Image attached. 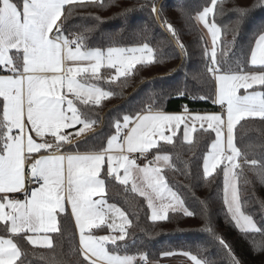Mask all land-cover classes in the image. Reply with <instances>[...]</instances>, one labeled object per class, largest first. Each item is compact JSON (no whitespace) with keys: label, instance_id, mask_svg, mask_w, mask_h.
Here are the masks:
<instances>
[{"label":"snow or ice","instance_id":"6c2138e0","mask_svg":"<svg viewBox=\"0 0 264 264\" xmlns=\"http://www.w3.org/2000/svg\"><path fill=\"white\" fill-rule=\"evenodd\" d=\"M221 2L209 0L192 17L206 30L201 34L205 68L214 83L213 103L222 109L219 114L193 115L186 106L182 114H168L153 101L146 110L123 115L122 123L117 119L106 147L66 153L64 146L71 143L73 134L64 130L80 126L75 137L91 130L97 123L91 110L114 95L99 81L116 83L123 77L126 82L138 65L147 67L161 60L147 42L102 50L89 47L83 34H66L71 14H65L66 6L90 4L104 10L109 6L105 0H0V232L4 233L0 234V264H29L28 253L18 239L33 248L50 250V256L40 257L47 264H69L65 255L77 257L76 264H152L143 252L130 255L127 246L121 249L118 242L126 240L132 221L125 210L107 199L108 180L114 179L125 191L131 184L130 191L147 202L152 221L167 220L169 212L178 210L184 216H194L166 181L164 170L176 165L170 155L160 151L159 142L174 144L182 130L183 141L192 145L197 123L209 136L215 134L203 155L204 178L217 169L222 171L227 218L243 237L264 251V223H258L246 208L249 202L242 197L241 188V184L252 183L246 171L264 185V143L246 146L259 147L257 153L236 142L241 121L259 118L264 122V90H257L264 89V34L258 35L249 56L233 61L232 45L222 41L215 19ZM150 7L184 51L176 27L163 18V8L156 6V0ZM257 7H264V0L252 5V9ZM250 10L234 7L241 18ZM178 11L190 16L183 7ZM205 37H210V46ZM101 68L115 73L104 77ZM152 149L157 150L155 154ZM134 154L145 162H138ZM30 183L35 186L30 188ZM69 207L78 247L58 254L49 234L62 231L61 217L67 216ZM205 230L227 250L229 264H241L231 245L216 235L210 223ZM104 231L107 234H100ZM206 251L178 254L191 264H214L203 254ZM175 254L166 251L162 255Z\"/></svg>","mask_w":264,"mask_h":264},{"label":"trees","instance_id":"16d2710c","mask_svg":"<svg viewBox=\"0 0 264 264\" xmlns=\"http://www.w3.org/2000/svg\"><path fill=\"white\" fill-rule=\"evenodd\" d=\"M105 2L109 6L104 10L90 4L84 7L66 6L65 14L71 13L66 21V34H83L87 37L89 47L102 50L109 46L137 47L147 42L156 49L161 62L147 67L138 65V71L134 70L135 74L127 78L126 82L123 77L116 83L99 81L101 87L114 95L91 110V117L97 121L92 132L69 144L68 151L82 153L106 147L108 136L115 133L114 122L117 119L122 123L123 115H135L146 110L153 101L164 112H183L185 106L191 113L222 111L219 105L213 103L214 83L205 68V44L201 40L203 30L192 19L196 11H202L209 0H156V6L163 8V18L176 27L179 39L185 45L184 51L177 46L161 20L151 12L152 0ZM257 3L258 0H222L218 6L221 11L215 19L221 27L222 41L232 45L233 61L249 56L258 35L264 34V7L252 9V5ZM178 7H183L190 16L178 11ZM234 7L251 10L241 18ZM128 9L134 10L128 12ZM95 17L100 19L96 20ZM100 73L109 77L113 75V70L102 68ZM181 91L185 93L183 96L179 94ZM201 96L207 99H200ZM214 137V133L209 136L197 129L192 145L183 141L182 131L172 145L159 142L160 151L170 155L176 165L175 169L164 170L166 181L173 190L180 193L185 207L195 213L194 216H184L178 210L169 212L167 220L152 221L147 202L142 196L131 192L129 186V190L125 191V187L114 179L108 180L107 199L125 210L132 221L126 240L118 242L122 250L127 246L130 255L143 252L149 260L158 261L166 251H191L197 254L198 250L206 249L203 254L209 256L214 264H229L227 250L205 230L210 223L216 235L231 245L233 254L241 264H264V251L256 248L248 237H243L227 218L223 204L222 171L217 169L207 179L203 176V155ZM236 142L242 149L258 153L259 147L246 146L264 143V122L259 118L241 121L236 129ZM150 151L155 154L157 150ZM245 175L252 181L246 186L241 184L242 197L249 202L246 208L253 213L258 223H264V208L261 207V202H264V185L253 173L246 171ZM61 219L62 231L50 234L58 254L68 253L73 247H78L70 212ZM256 239H261L259 234ZM18 243L28 253L29 264H47L40 257L50 256V250L33 248L22 239H18ZM63 259L68 260L69 264H76L77 257L65 255Z\"/></svg>","mask_w":264,"mask_h":264},{"label":"crops","instance_id":"0c3cea01","mask_svg":"<svg viewBox=\"0 0 264 264\" xmlns=\"http://www.w3.org/2000/svg\"><path fill=\"white\" fill-rule=\"evenodd\" d=\"M200 28L202 29V26L199 25ZM203 30V29H202ZM203 32H206V30H203ZM102 69V68H101ZM221 111H217V112H190L191 114L195 115V114H200V115H204V114H212V113H216V114H219ZM165 113H168V114H182V112H165ZM80 126H77L76 128H70V129H65L64 132L65 133H72L73 135H70L69 139L71 141V143H74L80 139H82L83 137H85L87 134H89L90 132H92V129L91 130H86L84 133H82L79 137H75L74 136V133L79 129ZM197 129H200L199 128V124L197 123L196 125ZM70 130V131H69ZM182 131V130H181ZM34 135V134H33ZM193 137H194V133L192 134ZM183 137V135H182ZM161 142V141H160ZM70 143V144H71ZM186 143V142H185ZM69 144H65L64 146V152H70L68 151L67 149V146ZM83 153V152H82ZM130 188H131V184L128 185ZM94 198H98V197H94ZM71 214V210H70V207H69V210H68ZM151 215V213H150ZM73 219V218H72ZM73 222H74V219H73ZM75 226V224H74ZM51 234V233H50ZM49 234V235H50ZM77 234V233H76ZM100 234H107L106 231L104 232H101ZM43 235V234H41ZM77 237H78V234H77ZM109 247H112L111 245ZM174 253H177L175 255H172V256H162L160 260L156 261L158 264H191V261H189L187 259V257L183 256V255H180L178 253L180 252H174Z\"/></svg>","mask_w":264,"mask_h":264},{"label":"built area","instance_id":"2783aa9c","mask_svg":"<svg viewBox=\"0 0 264 264\" xmlns=\"http://www.w3.org/2000/svg\"><path fill=\"white\" fill-rule=\"evenodd\" d=\"M151 152V151H150ZM152 153V152H151ZM153 154V153H152ZM134 155H136L137 157H138V162H140L141 164H143L145 161H144V158L143 157H141V156H139V154H134ZM152 158V155H150L149 156V159H151ZM35 186V184L34 183H30L29 184V187L31 188V187H34ZM21 198H22V196H21ZM151 262H152V264H158L156 261H154V260H150Z\"/></svg>","mask_w":264,"mask_h":264},{"label":"rangeland","instance_id":"374dc122","mask_svg":"<svg viewBox=\"0 0 264 264\" xmlns=\"http://www.w3.org/2000/svg\"><path fill=\"white\" fill-rule=\"evenodd\" d=\"M207 38V40H208V44H209V46H210V37H206ZM113 70V75H114V73H115V70L114 69H112Z\"/></svg>","mask_w":264,"mask_h":264}]
</instances>
